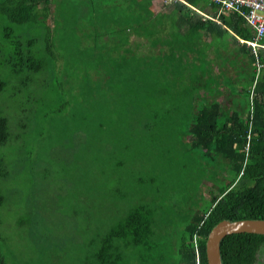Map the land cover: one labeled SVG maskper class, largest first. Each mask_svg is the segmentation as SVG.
<instances>
[{
  "label": "trees",
  "instance_id": "obj_1",
  "mask_svg": "<svg viewBox=\"0 0 264 264\" xmlns=\"http://www.w3.org/2000/svg\"><path fill=\"white\" fill-rule=\"evenodd\" d=\"M153 1L0 0V99L11 102L0 107V147L18 138L11 132L13 122L25 133L27 125L20 124L23 119L52 120L49 99L37 91L43 83L59 86L54 75L66 77L67 68L78 75L79 67V75L92 73L97 78L93 89L99 91L94 92V100L103 112L107 107L104 80L113 88L120 76L118 82H124L126 74L131 75L128 82L114 87L118 89L114 95L110 93L108 105L116 107L134 82L132 73L125 70L141 55L135 61L141 117L151 103L150 130L180 126L187 146L217 165L219 173L210 175L208 181L210 204L186 218L179 211L166 216L148 200L123 209L120 199L104 209L105 194L95 189L94 237L88 243V261L90 257L94 264H123L126 258L133 264H207L204 243L217 223L264 220V47L257 53L262 69L251 94L255 59L247 42L253 40L255 31L243 16L219 13V5L206 0H170L165 9L154 13ZM204 35L222 39L227 46L231 39L238 46L237 52H230L231 61L226 58L215 70L214 61L205 56V68L200 70L198 55L189 54ZM134 37L139 40H130ZM260 42L264 45V35ZM245 67L249 76L241 84ZM17 95H30V107L16 103L13 110L12 98ZM131 103L133 107L135 101ZM134 113L131 108L129 115L134 117ZM143 126L149 129L147 123ZM94 129L89 139L101 147L98 137L103 122ZM10 174L0 155V179L9 180ZM12 195L0 189V206ZM27 216L23 224L29 229L52 232V221L38 220L33 212ZM6 241V236H0V264H20L15 254L4 251ZM262 252L263 235L233 234L220 243L222 264H259Z\"/></svg>",
  "mask_w": 264,
  "mask_h": 264
},
{
  "label": "rangeland",
  "instance_id": "obj_2",
  "mask_svg": "<svg viewBox=\"0 0 264 264\" xmlns=\"http://www.w3.org/2000/svg\"><path fill=\"white\" fill-rule=\"evenodd\" d=\"M169 2L154 0L151 10L157 13ZM197 40L199 45L197 49L192 47L189 56L198 55L202 64L205 63L202 53L206 54L210 46L217 50L219 67L226 58L231 61V51L238 50L231 39L227 41L228 46L219 38ZM140 58L141 55H136L125 70L132 73L134 82L131 88L124 90V98L116 107L108 105L110 93L114 95L118 90L114 91V87L128 82L131 75L127 73L124 82H118L120 76L113 88L104 80L107 107L100 112L94 100V92L99 91L93 89L97 78L94 79L92 73L79 75L81 67L78 75L67 68L66 77L54 75L59 86L43 83L38 87V95L49 99V109L54 112L52 120L23 119L20 124L27 125L25 133L13 122L11 132L18 138L0 147V155L11 171L9 180L0 179V189L3 194L13 193L0 206V236L7 237L4 251L15 254L20 264H25L26 260L35 264L39 259L41 264H84V258L85 264H94L90 257L88 261L91 250L88 243L94 237L95 189L101 188L105 194L104 209L120 199L119 206L123 209L148 200L166 216L179 211L186 218L191 213L206 210L210 204L208 181L210 175L219 173L217 165L187 146L180 126L150 130L151 103L141 117V84L137 80L140 75L138 69L135 70V61ZM61 68L63 70V65ZM242 75L240 83L245 84L249 76L247 67ZM102 94L105 93L102 91ZM20 96L12 98L13 110L16 103H28L30 107V95L28 98ZM242 97L244 102L245 95ZM7 100L1 98L0 107L11 103ZM132 100L135 101L133 107ZM131 108L137 116L129 115ZM138 118L140 124H137ZM100 121L103 122V131L98 137L101 147L94 139H89ZM144 123L149 126L148 130L142 128ZM21 146L23 158L20 157ZM27 152L31 154L26 156ZM32 212L38 220L46 218L48 224L52 221V232L39 227L38 231L31 230L23 224ZM259 260V264L264 263L263 252ZM123 264L133 263L126 258Z\"/></svg>",
  "mask_w": 264,
  "mask_h": 264
},
{
  "label": "built area",
  "instance_id": "obj_3",
  "mask_svg": "<svg viewBox=\"0 0 264 264\" xmlns=\"http://www.w3.org/2000/svg\"><path fill=\"white\" fill-rule=\"evenodd\" d=\"M213 3L219 5V13L226 14L227 12H237L243 16L248 25L254 29L255 37L252 41L247 42L248 46H261V40L264 35V0H210ZM262 69V64L257 65L254 72V80L251 87V94L255 87L257 77ZM249 152V136L248 142L244 147L245 158H247Z\"/></svg>",
  "mask_w": 264,
  "mask_h": 264
},
{
  "label": "water",
  "instance_id": "obj_4",
  "mask_svg": "<svg viewBox=\"0 0 264 264\" xmlns=\"http://www.w3.org/2000/svg\"><path fill=\"white\" fill-rule=\"evenodd\" d=\"M255 234L264 236V220H222L217 223L208 233L205 243V258L207 264H222L220 259V243L229 235Z\"/></svg>",
  "mask_w": 264,
  "mask_h": 264
},
{
  "label": "crops",
  "instance_id": "obj_5",
  "mask_svg": "<svg viewBox=\"0 0 264 264\" xmlns=\"http://www.w3.org/2000/svg\"><path fill=\"white\" fill-rule=\"evenodd\" d=\"M208 3H209V5H213V4H215V3H213L212 1H210V0H206ZM215 5H217V4H215ZM200 39H204L205 41H207V40H209L210 39V37H206L205 35L204 36H202V37H200ZM240 41H242V40H240ZM236 47L238 48V46L236 45ZM217 53V50L216 49H214V48H212L211 46L210 47H208V49H207V53L204 55V54H202L203 55V59L205 60V56H207V58H206V60H213L214 61V63L212 64L213 65V67L215 66V70H216V66H218L219 65V63H218V56L216 57L215 56V54ZM222 53V50L219 52V54H221ZM205 63L204 64H202V63H198V68L200 69V70H202V69H204L205 67ZM230 73H231V71H230Z\"/></svg>",
  "mask_w": 264,
  "mask_h": 264
},
{
  "label": "bare ground",
  "instance_id": "obj_6",
  "mask_svg": "<svg viewBox=\"0 0 264 264\" xmlns=\"http://www.w3.org/2000/svg\"><path fill=\"white\" fill-rule=\"evenodd\" d=\"M250 48H251V50H252V53L254 54V59H255V61H254V69L257 67V65L259 64V65H261V63H260V61H259V59H258V50L260 49V48H263V47H261V46H249ZM221 254V253H220Z\"/></svg>",
  "mask_w": 264,
  "mask_h": 264
}]
</instances>
